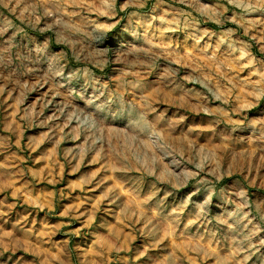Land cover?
I'll list each match as a JSON object with an SVG mask.
<instances>
[{
	"label": "clouds",
	"instance_id": "clouds-1",
	"mask_svg": "<svg viewBox=\"0 0 264 264\" xmlns=\"http://www.w3.org/2000/svg\"><path fill=\"white\" fill-rule=\"evenodd\" d=\"M0 264H264V0H0Z\"/></svg>",
	"mask_w": 264,
	"mask_h": 264
},
{
	"label": "rangeland",
	"instance_id": "rangeland-1",
	"mask_svg": "<svg viewBox=\"0 0 264 264\" xmlns=\"http://www.w3.org/2000/svg\"><path fill=\"white\" fill-rule=\"evenodd\" d=\"M58 158L55 155V149H50L48 154L43 158V164L45 165V168H41L40 172L44 173L47 171L49 175V179L47 181H41L37 184L36 189H34L33 193L31 194H25V199L29 198V196L34 197L35 200L40 201H53L57 200V197L60 194L61 188L64 187V183H66V179H73L77 180L78 177H80V166L79 164H76V167L68 170L65 168L63 163L56 164V160ZM39 164V162H38ZM96 165V160L93 159L91 164L89 165L90 168H94ZM55 176L56 180H52V177ZM66 178V179H65ZM83 177H80L77 180L76 184H70L65 188V191L72 190L73 194H75L80 187V184L84 183ZM99 179V173L96 171H90L87 176V183L89 187H92L95 182ZM56 181H62L60 183H57ZM111 190L108 188H97L95 192L88 193L90 196H94L95 199L92 201V204L85 205L84 207H91L96 202H104V193L110 192ZM11 199H14L15 196H11ZM128 204V207L132 208L136 212L135 219L137 220V226H140V217L142 215V210L140 209L139 205L133 200V201H126ZM58 204L66 205L63 208H60L59 211L61 212L60 215L52 218L53 223H56V228L59 231L64 227L63 223H57L58 221H67L68 219L72 218L69 214L72 212L73 207L80 208L83 210V207H81L80 203L78 201L75 202H69V199L65 197L63 200H57ZM40 216H43V212L40 213ZM131 218V217H130ZM31 219V218H30ZM39 217H37V220ZM83 219V217H81ZM117 223H120L119 219L116 221ZM37 227H39V224H37Z\"/></svg>",
	"mask_w": 264,
	"mask_h": 264
}]
</instances>
